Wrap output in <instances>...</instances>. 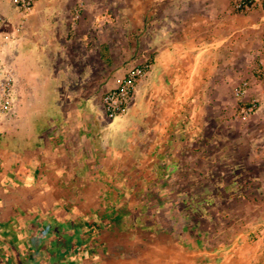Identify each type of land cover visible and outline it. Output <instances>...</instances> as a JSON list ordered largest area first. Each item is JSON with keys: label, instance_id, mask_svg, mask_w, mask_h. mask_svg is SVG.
<instances>
[{"label": "crops", "instance_id": "crops-1", "mask_svg": "<svg viewBox=\"0 0 264 264\" xmlns=\"http://www.w3.org/2000/svg\"><path fill=\"white\" fill-rule=\"evenodd\" d=\"M10 1L0 0V50L11 54L17 76L15 100L29 103L32 111L34 104L49 98L56 108L49 112L52 115H44L45 127L32 131L25 148H11L10 153L0 149V264L49 261L52 244H34L37 253H31L28 243L35 230L29 228L33 225L30 220L41 227L40 219L46 216L56 218L53 226L68 219L72 226H87L92 234L87 240L91 253L82 255L87 242L84 238L79 254L66 255L61 260L64 264H71V260L74 264H264V239L236 238L229 245L205 239L198 244L172 233L170 237L158 234L157 228L153 233L145 227L133 229L112 223L104 240L94 235L98 229L97 218H93L102 209L130 211L125 203L132 189L125 181L131 175L120 171L124 150L116 148L114 140L128 135L131 125H138L145 137L160 123L153 137L157 146L147 155L151 161H162V153H158L164 151V144L159 143L163 139L161 129L172 132L180 118L178 113L168 112L177 87L184 79L188 86L198 83L196 71L209 69L210 57L217 59L214 64L221 67L220 71L234 72L236 80L249 79L250 93L258 104L253 118L264 128V79L259 78L264 74L262 7L240 12L229 0H148L140 2L138 16H131L95 13L97 0H37L28 13L10 10ZM153 6L152 15L147 10ZM8 18L13 29L7 37L10 42L4 44ZM150 50L155 51L154 62L135 86L137 97L128 104L134 99L141 102L139 94L147 88L140 87L152 82L162 87L165 110L154 116L152 110L131 104L127 115L110 125L112 119L106 120L104 112L84 108L96 96L90 88L112 85L115 75L130 67L128 56ZM117 56L122 58L117 60ZM22 69L41 73L20 80L18 72ZM63 103H69L68 107ZM168 165L154 163L155 179L158 168L162 179L169 174ZM82 183L90 186L89 194H83ZM82 198L92 202H86L84 211L89 221L79 224L74 208ZM161 225L164 230L166 226ZM104 245L108 257L100 263L98 252Z\"/></svg>", "mask_w": 264, "mask_h": 264}, {"label": "rangeland", "instance_id": "rangeland-1", "mask_svg": "<svg viewBox=\"0 0 264 264\" xmlns=\"http://www.w3.org/2000/svg\"><path fill=\"white\" fill-rule=\"evenodd\" d=\"M140 2L143 4L148 0H97L93 7L94 12L99 14L138 16ZM10 10H18L15 0L10 1ZM153 10L154 6L149 7L147 12L153 15ZM18 12L20 11L18 10ZM164 14L168 15L167 12ZM6 21L4 26L7 35L4 38V44L10 42V38L7 37L13 29L9 18ZM132 34L135 33L132 32ZM4 39L1 41L3 42ZM154 54L155 51L150 50L146 54L136 53L128 56L131 59L130 67L122 71L120 75L116 74L112 85L90 88L93 92L95 91L96 96H92L93 99L84 108H89L97 114L105 113V94L117 87L131 70L147 62L150 64V68L139 79L145 76L154 62ZM120 58L122 56H117V60ZM216 60L215 57H210L211 67L196 71V79H200L198 83L194 81L192 85V81H190L191 85L188 86L184 79L186 76L179 83L177 92L173 96L169 110L168 108L167 110L169 113L170 111L178 113L180 118L177 119V125L175 124L172 132L168 131L167 133L166 129H161L163 133L159 135L163 137L159 143L164 144V151L158 152L162 153V161L155 159L151 161V156L147 155L150 148L153 149L157 146V144L154 145V142L158 140H153V137L159 130L160 123L153 125L157 129L154 127L145 137L141 134L138 125H131L128 135H124L121 140L115 139L116 143L112 142L113 139L110 142L114 143L116 148L124 150V156L121 157L122 161L119 163L120 171H129L131 177L125 181L129 188L135 191L141 190L136 196L138 201L146 199L150 195L157 196L156 189L162 194L161 187L168 190V196H171L173 198L171 200H175L174 203L178 206L182 197H196L198 203H192L188 207L187 213L196 222L197 228L207 233V239L210 242L221 241L229 245L236 241V238L237 241L264 239L262 236L264 234V128L260 121L253 118L258 104L250 93L249 79L236 80L234 72L220 71L221 67L218 68L214 64L217 62ZM18 73L20 80H26L34 78V73L40 75L41 72H25L22 69ZM254 74L259 75L257 71ZM263 75L259 76L261 80L264 79ZM203 77L204 81H202ZM7 78L11 82L7 103L2 99L0 93V149L10 153L11 148L26 147L32 131L38 132L45 127L46 115H52L49 112L56 106L49 102L48 98L46 102L34 104L30 111L29 103L16 101L17 76L12 66L11 54L0 50V80ZM135 86L125 111L111 118L110 125L120 116L127 115L131 104L135 108L152 110L154 116L165 110L167 104L161 97L163 95L162 87L152 82L149 85L143 83L140 87L141 90H144L145 87L147 90L141 91L140 94L139 91L137 92L140 98L143 97L141 102L134 99L137 101L136 103L133 101L128 104L132 98L137 97V95L135 97ZM157 98L160 102H157ZM68 104L63 103L62 106L68 107ZM30 105L33 106V104ZM31 114H35V117H32ZM105 116L106 120L110 118L106 113ZM125 126L128 125L125 124ZM159 143L158 145H160ZM156 162H168L171 165H168L166 169L169 174L165 175L163 179L159 175L161 174L159 168L157 179L154 177L156 170L153 165ZM145 171L148 172L146 175ZM225 183L229 185L223 189L222 186ZM80 188L83 194H89L91 191L90 186L86 183H82ZM207 197H211V201H206ZM76 202L75 221L83 224L89 221V217L84 211L87 206L86 202L90 203L92 199L82 198ZM82 213L83 215L80 216L79 214ZM30 221L33 225L29 228L35 229L32 232L34 233L31 236L32 240L28 241L31 253H37L34 250V244L43 242L52 244L49 261L46 260L45 263L42 261L41 264H58L54 261L63 255L64 250H74L75 252L77 248H80L81 240L86 238L89 233L87 226L80 227L78 225L76 227L77 224L72 226L68 219L65 223L61 221L57 226H53V224L56 225V218L46 216L40 219L41 227L35 225L36 222L33 220ZM52 230L53 235L51 234ZM171 233L175 235L174 229ZM85 244L86 247L89 246V241ZM261 246L263 248L264 244ZM100 248L98 262L103 263L108 257V247L104 245Z\"/></svg>", "mask_w": 264, "mask_h": 264}, {"label": "trees", "instance_id": "trees-1", "mask_svg": "<svg viewBox=\"0 0 264 264\" xmlns=\"http://www.w3.org/2000/svg\"><path fill=\"white\" fill-rule=\"evenodd\" d=\"M262 9L264 11V0L262 2ZM226 185L229 184H223V189ZM161 189L163 191L162 194L156 189L157 196L150 195L148 198H144L140 201H138L134 195L139 190H132L131 197L127 199L125 203V206L130 208L129 213H122L121 211L114 213L115 211L113 210H99L96 214V225L98 230L94 232V235L105 240L107 238L106 235L111 228L110 226L112 223H115L116 225L125 224L133 229L135 227H145L149 232L153 233L157 228L156 233L159 234L163 232L169 237L171 229H174L175 235L181 240L191 239L195 240L198 244L207 239V233L198 229L196 222H194V220L191 219V216L187 213L188 207H190L192 203H198L196 197H182L178 206L174 203L175 200H171L172 197L168 196V190L164 189V187H161ZM206 201H211V197H207ZM159 224H162L163 227L166 226V228L163 230V228L158 226ZM91 228L94 230L95 226H91ZM158 228H160V230H158ZM91 236L92 234L89 232L85 241L89 240ZM78 249L79 248H77L75 252L74 250H65L63 255L74 256L75 254H79L80 251ZM81 252L82 255H89L91 253L90 249L86 246L83 247ZM64 263L65 261H62L59 264ZM71 264H74V261L71 260Z\"/></svg>", "mask_w": 264, "mask_h": 264}, {"label": "built area", "instance_id": "built-area-1", "mask_svg": "<svg viewBox=\"0 0 264 264\" xmlns=\"http://www.w3.org/2000/svg\"><path fill=\"white\" fill-rule=\"evenodd\" d=\"M37 0H15L16 8L22 13H28ZM233 9L240 12L252 10L256 7H262L263 0H229ZM2 18L0 16V25ZM149 63L141 64L131 70L120 82V84L109 90L104 96V108L108 117L113 118L122 114L125 109L129 98L131 97L134 86L139 79L148 69ZM11 82L10 79L0 80V93L2 99L7 103L10 94ZM5 107V105H4Z\"/></svg>", "mask_w": 264, "mask_h": 264}, {"label": "flooded vegetation", "instance_id": "flooded-vegetation-1", "mask_svg": "<svg viewBox=\"0 0 264 264\" xmlns=\"http://www.w3.org/2000/svg\"><path fill=\"white\" fill-rule=\"evenodd\" d=\"M65 251V250H64ZM65 257L66 256H64V255H61V256H59L58 258H57V260H56V263H60L61 262V260H65Z\"/></svg>", "mask_w": 264, "mask_h": 264}]
</instances>
